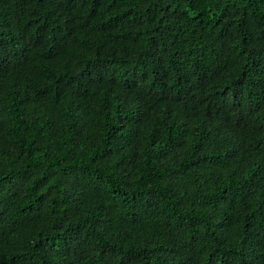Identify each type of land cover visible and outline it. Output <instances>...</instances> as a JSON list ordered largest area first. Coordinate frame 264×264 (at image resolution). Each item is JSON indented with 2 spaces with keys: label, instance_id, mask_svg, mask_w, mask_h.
<instances>
[{
  "label": "trees",
  "instance_id": "16d2710c",
  "mask_svg": "<svg viewBox=\"0 0 264 264\" xmlns=\"http://www.w3.org/2000/svg\"><path fill=\"white\" fill-rule=\"evenodd\" d=\"M0 264H264V0H0Z\"/></svg>",
  "mask_w": 264,
  "mask_h": 264
}]
</instances>
